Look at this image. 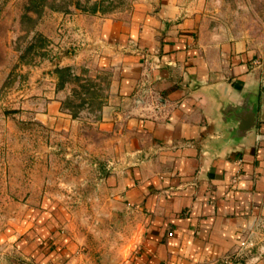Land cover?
<instances>
[{"label": "crops", "instance_id": "0c3cea01", "mask_svg": "<svg viewBox=\"0 0 264 264\" xmlns=\"http://www.w3.org/2000/svg\"><path fill=\"white\" fill-rule=\"evenodd\" d=\"M17 1L0 0V22H14L11 44L23 37L28 47L38 35L45 42L41 58L17 61L2 85L17 67L23 114L45 128L89 133L99 180L89 185L90 199L100 190L106 200L84 209L42 189L37 206H24L23 217L0 230V264H203L235 253L246 239L256 247L241 264H264V7L254 12L262 19L257 31H238L217 21L222 15L210 0L13 15ZM26 14L30 29L20 25ZM57 69H69L71 80L62 84ZM148 73L168 100L155 117L133 103ZM245 89L258 95L257 138L224 148L221 106ZM76 98L87 100L81 110H92L90 121L66 107ZM102 227L132 244L130 253L112 260L101 252Z\"/></svg>", "mask_w": 264, "mask_h": 264}, {"label": "rangeland", "instance_id": "374dc122", "mask_svg": "<svg viewBox=\"0 0 264 264\" xmlns=\"http://www.w3.org/2000/svg\"><path fill=\"white\" fill-rule=\"evenodd\" d=\"M97 1L92 0V3ZM135 1L103 0L101 6L104 12L124 11L130 9ZM74 2L75 0H64L61 3H58V0H45L43 7L69 8ZM92 3L89 4L90 7L93 6ZM35 5L33 0H20L11 6L10 13H28ZM210 5L220 10L222 16L217 21L226 28L257 31L261 26L262 19H257L254 12L261 13L264 0H210ZM20 25L23 29H30L35 24L31 20L23 19ZM13 26L11 18L0 22V230H7L13 226L15 220L23 217L24 206H37L40 192L45 188L48 198L70 205L80 200L84 209L91 205L104 206L103 202L106 200L105 195L98 189L95 199H90L93 190L89 185L99 183V180H95L92 175L93 168L89 157L92 149L87 146L89 133L78 137L71 131L60 132L51 127L45 128L32 117L23 114L26 111L22 109L25 102L22 92L24 79L16 75L17 67L14 68V76L2 85L8 70L12 65H16L17 61L41 58L39 48L24 57L29 43L26 38H16L17 45L11 44L13 40L9 39L7 31L13 29ZM82 91L87 92L88 87ZM71 101L77 106L82 104L83 99L76 98ZM82 107L76 110H81ZM91 111L85 110L82 113L81 110L79 117L88 122L94 116ZM103 163L106 164L107 161ZM88 176H92L91 181L87 179ZM81 212L86 214V211H80V215ZM107 230L100 228L102 242L97 246L101 248V252L106 253L107 257L116 256L112 260H119L128 255L132 244L116 241Z\"/></svg>", "mask_w": 264, "mask_h": 264}, {"label": "water", "instance_id": "95a60500", "mask_svg": "<svg viewBox=\"0 0 264 264\" xmlns=\"http://www.w3.org/2000/svg\"><path fill=\"white\" fill-rule=\"evenodd\" d=\"M219 116L225 124L224 148L253 142L258 129V95L243 90L237 101L222 104Z\"/></svg>", "mask_w": 264, "mask_h": 264}, {"label": "built area", "instance_id": "2783aa9c", "mask_svg": "<svg viewBox=\"0 0 264 264\" xmlns=\"http://www.w3.org/2000/svg\"><path fill=\"white\" fill-rule=\"evenodd\" d=\"M133 103L144 117L159 116L168 107V100L156 91L149 73L145 74L144 78L137 84ZM255 247L256 243L253 240H242L235 253L220 260L203 264H241L242 260L249 258L253 254Z\"/></svg>", "mask_w": 264, "mask_h": 264}, {"label": "trees", "instance_id": "16d2710c", "mask_svg": "<svg viewBox=\"0 0 264 264\" xmlns=\"http://www.w3.org/2000/svg\"><path fill=\"white\" fill-rule=\"evenodd\" d=\"M36 2V5L34 6L33 10H30L29 9V12L28 13H35V14H38L40 15L41 12L44 10L45 7H43V4H44V1L45 0H33ZM56 1V0H55ZM64 0H60L58 3H61L63 2ZM103 0H98L97 2H94L92 3V0H86L85 2H82V0H75L74 2V5L80 9V10H83V11H86V12H90V13H96V12H102V13H105L102 9V4ZM58 3H56V5H59ZM82 3H85V4H82ZM93 4V6H89V4ZM66 9V6L64 7H53V9ZM25 19H28V20H31L34 22L33 19H31L27 14H26V18ZM44 42H45V39L41 36V35H38L33 41L32 43L26 48L25 52H24V57L29 54L30 52L32 51H35L37 50L38 48H42L44 46ZM56 72L58 73L59 77H60V80H61V83L63 84L64 82H66L67 80H71L70 76L72 75L71 71L69 69H57ZM82 90H87V86H83L82 87ZM87 104V100L86 99H83V102L82 104H77V106H75L73 104L72 101H68L66 103V107H68L71 111H72V116L75 118V117H79V113L77 112L76 108L78 109V107H84V105Z\"/></svg>", "mask_w": 264, "mask_h": 264}]
</instances>
